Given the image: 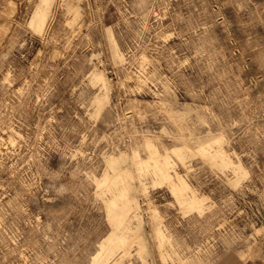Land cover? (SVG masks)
Listing matches in <instances>:
<instances>
[{"label": "rangeland", "instance_id": "1", "mask_svg": "<svg viewBox=\"0 0 264 264\" xmlns=\"http://www.w3.org/2000/svg\"><path fill=\"white\" fill-rule=\"evenodd\" d=\"M264 260V0H0V264Z\"/></svg>", "mask_w": 264, "mask_h": 264}, {"label": "crops", "instance_id": "2", "mask_svg": "<svg viewBox=\"0 0 264 264\" xmlns=\"http://www.w3.org/2000/svg\"><path fill=\"white\" fill-rule=\"evenodd\" d=\"M246 264H264V260H252Z\"/></svg>", "mask_w": 264, "mask_h": 264}]
</instances>
